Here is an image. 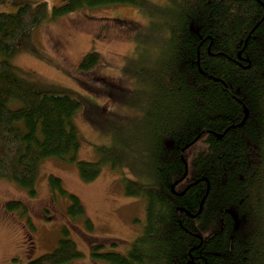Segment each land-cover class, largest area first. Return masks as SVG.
I'll return each mask as SVG.
<instances>
[{"label":"trees","instance_id":"16d2710c","mask_svg":"<svg viewBox=\"0 0 264 264\" xmlns=\"http://www.w3.org/2000/svg\"><path fill=\"white\" fill-rule=\"evenodd\" d=\"M25 2L0 13V179L35 194L47 158L77 163L85 182L106 161L113 170L126 164L116 146L98 162L77 161L82 99L38 89L9 59L49 19L137 7L149 18L154 71L131 163L141 180L124 184L127 196L145 199L146 225L126 255L97 242L91 255L108 264H264V0H65L51 13L45 1ZM99 63L91 51L79 69L88 74ZM60 190L72 220L93 231L81 200ZM68 228L53 253L30 264L82 258Z\"/></svg>","mask_w":264,"mask_h":264},{"label":"rangeland","instance_id":"374dc122","mask_svg":"<svg viewBox=\"0 0 264 264\" xmlns=\"http://www.w3.org/2000/svg\"><path fill=\"white\" fill-rule=\"evenodd\" d=\"M18 1H0V13L14 14ZM25 1L32 6L45 1L49 13L65 2ZM146 15L137 7L112 6L49 19L24 37L9 59L38 89L71 91L82 99L74 119L81 141L77 161L98 162L118 147L126 164L113 170L106 161L101 174L85 182L77 163L47 158L38 167L35 194L0 179V264H30L53 253L64 226L83 255L64 264H108L93 258L92 243H102V252L126 255L143 234L145 199L127 196L124 179L141 180L131 163L140 156L134 150L147 126L144 104L154 71L150 58L154 43ZM91 51L99 53L100 63L86 74L79 64ZM60 187L81 200L93 231L85 219L74 221L68 215L70 202Z\"/></svg>","mask_w":264,"mask_h":264},{"label":"water","instance_id":"95a60500","mask_svg":"<svg viewBox=\"0 0 264 264\" xmlns=\"http://www.w3.org/2000/svg\"><path fill=\"white\" fill-rule=\"evenodd\" d=\"M247 114H248V112H247Z\"/></svg>","mask_w":264,"mask_h":264},{"label":"bare ground","instance_id":"6f19581e","mask_svg":"<svg viewBox=\"0 0 264 264\" xmlns=\"http://www.w3.org/2000/svg\"><path fill=\"white\" fill-rule=\"evenodd\" d=\"M162 8V7H161Z\"/></svg>","mask_w":264,"mask_h":264}]
</instances>
